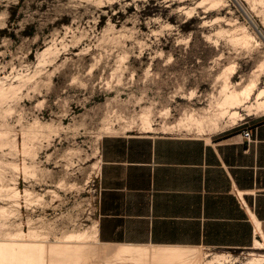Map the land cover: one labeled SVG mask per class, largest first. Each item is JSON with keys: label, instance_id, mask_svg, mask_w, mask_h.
Returning a JSON list of instances; mask_svg holds the SVG:
<instances>
[{"label": "rangeland", "instance_id": "374dc122", "mask_svg": "<svg viewBox=\"0 0 264 264\" xmlns=\"http://www.w3.org/2000/svg\"><path fill=\"white\" fill-rule=\"evenodd\" d=\"M247 1L0 0V264L264 255L258 241L207 250L96 238L103 137L147 134L148 120L153 135L206 138L264 116L220 106L225 84L228 93L252 83L246 104L264 89V2ZM232 110L244 119L232 124Z\"/></svg>", "mask_w": 264, "mask_h": 264}, {"label": "crops", "instance_id": "0c3cea01", "mask_svg": "<svg viewBox=\"0 0 264 264\" xmlns=\"http://www.w3.org/2000/svg\"><path fill=\"white\" fill-rule=\"evenodd\" d=\"M150 133L100 142L98 242L207 250L264 244V116L206 138Z\"/></svg>", "mask_w": 264, "mask_h": 264}, {"label": "bare ground", "instance_id": "6f19581e", "mask_svg": "<svg viewBox=\"0 0 264 264\" xmlns=\"http://www.w3.org/2000/svg\"><path fill=\"white\" fill-rule=\"evenodd\" d=\"M245 1H247V0H245ZM260 1L261 2L263 1L264 2V0H260ZM249 2H252V1H249ZM211 3H213V2H211ZM253 3H255V2H253ZM213 4L215 5L216 2L213 3ZM225 85L227 86V84H225ZM226 86L223 89V94H222L223 98H222V101L220 102V106L223 107L224 110H226L225 108H239V107H243V110L248 115L253 114V113H255V114L262 113V115H263V113H264V89L260 90L257 93V95L255 97V101L253 103H250L249 102L250 104H246V103H248V101L251 99V96L253 95L254 85L252 83L249 86L245 87L244 89H242L240 91H232V92H229L228 91V93L226 91ZM0 92L1 93H4V90L1 89ZM227 111H225V112H227ZM243 119H244V115H242L241 112H238L237 110H234V111L232 110V112L229 113V120H230V122L232 124H236L238 121L243 120ZM189 120H190V118H189ZM190 122H192V121H190ZM195 123H196V125H197V127L199 129H202V126H203V123L202 122H199V121H196L195 120ZM183 124H182L181 121L178 123L179 127H183ZM192 124H193V122H192ZM169 128L172 129L174 127H169ZM142 129L144 131H146V132H153L155 130L150 125V123L148 122V120H143ZM15 192H17V191H15ZM14 194H15L14 197H18V195H19V193H14ZM0 210H2L1 213H4V209H0ZM3 217H5V216H3ZM75 237L78 238L79 236L78 237L75 236ZM257 248L264 249V244L261 243L260 241H258ZM190 252L192 254L198 256V253L197 252H195V251H190ZM181 254H182L181 255V258H184L185 256H187V253H181ZM153 256H157V257H159V256L160 257H171L170 251H165V252H162V253H159L158 252V253L154 254ZM192 257H191V259H192ZM187 260H189V259H187ZM225 261H226V258L223 257V256H221V257H215L212 261H208V263H206V264H223ZM185 264H195V259L190 260V261L186 262ZM245 264H264V255H258V257H253L252 259L248 260Z\"/></svg>", "mask_w": 264, "mask_h": 264}, {"label": "built area", "instance_id": "2783aa9c", "mask_svg": "<svg viewBox=\"0 0 264 264\" xmlns=\"http://www.w3.org/2000/svg\"><path fill=\"white\" fill-rule=\"evenodd\" d=\"M243 137L249 142H254L253 138H252V134L250 133V131H246L243 133ZM99 196H100V188H99ZM236 197L239 198V194H236ZM99 200V198H98Z\"/></svg>", "mask_w": 264, "mask_h": 264}]
</instances>
